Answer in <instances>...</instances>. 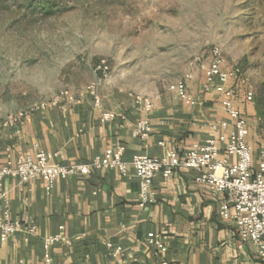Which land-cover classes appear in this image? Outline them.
I'll use <instances>...</instances> for the list:
<instances>
[{"label": "crops", "instance_id": "obj_1", "mask_svg": "<svg viewBox=\"0 0 264 264\" xmlns=\"http://www.w3.org/2000/svg\"><path fill=\"white\" fill-rule=\"evenodd\" d=\"M227 86L234 90L235 109L246 120L245 140L256 168L264 136L257 130L254 103L245 101V87L239 82ZM186 90L194 105L166 91L148 99L149 112L144 111V99L130 96L111 106L102 100L99 108L85 95L36 107L20 124L0 128V165L13 162L18 152L36 151L54 155L51 164L72 165L117 146L124 147L123 161L129 163L135 155L162 158L170 149L188 151L220 135L228 138L233 122L221 105L223 98L204 87L202 72L199 81L192 74ZM106 113L112 117L103 120ZM140 120L151 129L144 139L133 133ZM219 159L234 161L223 153ZM2 188L10 219L31 224L34 231L15 233L0 244V264H264L253 243L239 247L234 225L219 216L224 195L197 182L195 173L186 169H177L167 179L156 174L154 202L144 206L131 167L125 176L106 168L57 180L49 192L40 180L20 189L14 179H5ZM149 233L162 238L164 253L147 243ZM54 236L61 240L49 247L47 260L43 240ZM117 247L121 252L114 255Z\"/></svg>", "mask_w": 264, "mask_h": 264}, {"label": "rangeland", "instance_id": "obj_2", "mask_svg": "<svg viewBox=\"0 0 264 264\" xmlns=\"http://www.w3.org/2000/svg\"><path fill=\"white\" fill-rule=\"evenodd\" d=\"M0 0V128L39 106L94 94L111 106L171 91L220 51L261 110L264 136V0H70L31 11Z\"/></svg>", "mask_w": 264, "mask_h": 264}, {"label": "built area", "instance_id": "obj_3", "mask_svg": "<svg viewBox=\"0 0 264 264\" xmlns=\"http://www.w3.org/2000/svg\"><path fill=\"white\" fill-rule=\"evenodd\" d=\"M222 64L220 51L214 48L210 52L209 62L200 66V70L204 76V87L214 90L223 98L221 105L233 122V131L228 138L220 135L207 140L202 145H193L188 151L170 149L162 158L135 155L129 163L123 161L124 147L117 146L106 149L102 155L86 162L72 165L51 164L54 155L45 151H36L33 155L18 152L13 162L8 160L0 165V244L5 243L15 233L34 231L33 225L10 219L7 194L2 188L5 179H14L20 189L31 181L40 180L44 184L45 191L49 192L57 180L85 177L94 170L106 168L115 169L125 176L128 167H131L138 181L139 204L144 206L154 202L152 187L156 174L167 179L177 169H186L195 173L197 182L224 195L219 207V216L234 225L240 241L239 247L245 242L253 243L256 246L257 257L264 260V153L261 154V160L254 168L251 149L245 140L248 133L246 120L235 109L234 90L227 85L230 81L243 85L247 103H254V95L247 88L246 80L239 69L224 70ZM191 78L192 73H186L171 89L188 105H194L193 99L186 90V83ZM89 94L93 106L99 108L101 101L94 94L93 88H90ZM144 100V111L149 112L151 103ZM25 114L26 112L14 115L8 125L20 124ZM111 117L106 113L103 114L102 119L107 120ZM221 128H225V124H222ZM150 132L151 129L145 120L138 121L133 128L134 135L142 139L147 138ZM221 153L233 157L234 161L229 163L220 160ZM59 240L61 239L56 236L43 240L47 260L49 247ZM146 241L157 253L166 251L163 240L158 235L149 233ZM120 252L121 249L117 247L113 253L119 255Z\"/></svg>", "mask_w": 264, "mask_h": 264}, {"label": "trees", "instance_id": "obj_4", "mask_svg": "<svg viewBox=\"0 0 264 264\" xmlns=\"http://www.w3.org/2000/svg\"><path fill=\"white\" fill-rule=\"evenodd\" d=\"M70 1V0H27V8L31 11L39 10L42 12H49L55 8H57L61 2ZM261 103L257 104V116H261V110L258 106H261Z\"/></svg>", "mask_w": 264, "mask_h": 264}]
</instances>
